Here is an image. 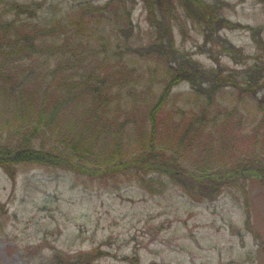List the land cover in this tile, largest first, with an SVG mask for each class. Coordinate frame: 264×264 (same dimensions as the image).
<instances>
[{
  "label": "trees",
  "instance_id": "1",
  "mask_svg": "<svg viewBox=\"0 0 264 264\" xmlns=\"http://www.w3.org/2000/svg\"><path fill=\"white\" fill-rule=\"evenodd\" d=\"M144 1L152 16L165 7L168 18V8L180 3L189 18L212 30L203 28L208 41L214 29L230 23L217 4L206 8L204 0ZM43 3L0 0V166L10 176L22 164L92 178L132 172L151 191L169 178L209 201L226 188H264V96L258 97L253 74L239 81L220 62L204 67L177 50L173 32L162 33L160 24L150 41L135 40V0H87L59 16L44 15ZM222 39L215 43L224 53L237 54ZM182 82L190 84L188 101L165 109ZM230 86L256 102L260 121L252 120L247 133L239 127L240 109L218 102ZM247 136L249 145L242 143ZM258 141L262 148L256 150ZM96 255L56 251L49 264H94Z\"/></svg>",
  "mask_w": 264,
  "mask_h": 264
},
{
  "label": "rangeland",
  "instance_id": "2",
  "mask_svg": "<svg viewBox=\"0 0 264 264\" xmlns=\"http://www.w3.org/2000/svg\"><path fill=\"white\" fill-rule=\"evenodd\" d=\"M37 1L50 8L43 6L44 15L59 16L87 0ZM204 1L206 8L217 4L216 12L230 20L229 26L213 30L214 39H205L204 29L212 30L204 21L189 18L180 3L176 10L168 8L172 15L168 18L165 7L152 16L144 0H135L134 39L150 41L160 24L162 33L173 32L177 50L192 54L204 67L220 62L239 81L253 74L262 98L264 0ZM219 36L235 45L237 54L224 53L223 45L215 43ZM255 63L257 71L249 68ZM189 90L188 82L174 87L164 108L183 106ZM250 98L249 92L231 86L218 95L220 104L240 109L239 127L246 133L253 128L252 120L260 121ZM242 141L249 145L252 140L247 136ZM260 148L258 141L256 150ZM142 182L132 172L92 178L62 167L22 164L10 176L0 166V264H49L56 251H94L98 255L94 264H264V188L258 183L246 191L226 188L209 201L191 196L169 178H164L163 186L154 183L153 191Z\"/></svg>",
  "mask_w": 264,
  "mask_h": 264
}]
</instances>
